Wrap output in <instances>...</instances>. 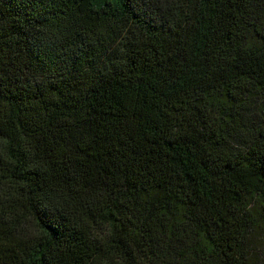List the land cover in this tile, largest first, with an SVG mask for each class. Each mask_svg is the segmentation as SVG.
I'll use <instances>...</instances> for the list:
<instances>
[{
    "label": "trees",
    "instance_id": "1",
    "mask_svg": "<svg viewBox=\"0 0 264 264\" xmlns=\"http://www.w3.org/2000/svg\"><path fill=\"white\" fill-rule=\"evenodd\" d=\"M0 264H264V0H0Z\"/></svg>",
    "mask_w": 264,
    "mask_h": 264
}]
</instances>
